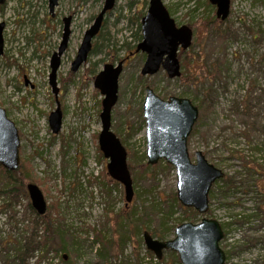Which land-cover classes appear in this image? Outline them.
Masks as SVG:
<instances>
[{"label": "rangeland", "instance_id": "1", "mask_svg": "<svg viewBox=\"0 0 264 264\" xmlns=\"http://www.w3.org/2000/svg\"><path fill=\"white\" fill-rule=\"evenodd\" d=\"M104 1L60 0L52 17L48 0H7L0 12V23H5L4 52L0 58V103L22 135L21 155L23 159L31 158L36 178L43 182L38 186L47 204L58 202L69 231L86 240L79 246L76 264L95 263L97 247L91 246L93 235L87 228L97 227L104 221L101 188L89 184V177H100L103 170L107 172L108 162L99 161L98 138L96 140L95 136L101 131L103 98L94 88L92 77L102 70L104 64L113 63V55L103 49L90 55L88 63L74 73L78 75L74 80L69 73L84 34ZM206 1L163 0L179 25H188L192 18L198 20L204 12L211 17L216 15V7L210 3L208 6ZM148 3L149 0L146 4L145 0H116L94 42L101 47L103 39L110 38L116 44L115 57L125 58L124 44L139 43L134 37L137 25H131L130 19L139 13L144 16ZM191 11L195 12L190 14ZM65 17H72V35L57 74L63 122L60 133L55 135L49 125V116L57 107L50 85V60L62 40ZM192 28L195 42V38L201 39L203 28L200 24ZM217 29L210 31V73L218 59L222 62L220 77L210 76L203 87L212 90L213 108L210 115L194 127L196 131L189 137L188 148L192 161L196 159L195 153L201 151L225 176L236 178L237 185L232 190L226 188L224 179L214 184L210 192L211 214L207 215L224 227L225 237L221 245L227 255L226 264H264V242L261 240L264 236V0H231L230 16L224 22L219 20ZM225 29L232 31L231 36L223 45L217 46L219 35ZM199 50L197 48L195 52ZM191 54L186 57L188 64ZM143 63L141 65L136 57L124 68L119 99L112 112V129L119 123L138 120L147 86L164 100L181 97L188 89L179 80L167 78L164 71L139 80ZM93 65H96L95 74L84 77L85 71ZM189 89L185 98L198 106L199 101L193 99L195 89ZM117 135L124 137L120 131ZM63 140L65 146H62ZM129 145L140 163L146 164L145 131L131 139ZM143 155L146 160H142ZM158 180L164 199L172 189L176 191L175 170L164 169ZM121 189L123 196L114 191L111 197L110 208L115 213L126 204L124 188ZM143 199L147 205L154 201L149 194L143 195ZM26 203L23 201L15 208L13 217L10 212L0 213V264H19L14 257L6 256L9 249L6 242L19 241L30 227L33 215L26 210ZM240 213L258 217L243 226L231 224V217ZM182 217V212L177 210L174 219ZM176 220L170 222V226H176ZM173 237L174 234L169 239ZM137 253L141 264H176L171 256H167L164 263L146 256L144 241L142 245L129 244L123 257L113 258L111 253L101 264H138ZM60 256L67 259L65 252H60ZM60 258L50 253L41 264H63ZM28 264H35V259Z\"/></svg>", "mask_w": 264, "mask_h": 264}, {"label": "water", "instance_id": "2", "mask_svg": "<svg viewBox=\"0 0 264 264\" xmlns=\"http://www.w3.org/2000/svg\"><path fill=\"white\" fill-rule=\"evenodd\" d=\"M7 0H0V6ZM52 15L59 5V0H48ZM216 6V16L225 21L230 15L231 0H209ZM116 0H105L104 6L93 24L85 32L82 43L72 63V72L88 62L93 49V41L99 35L105 17L115 7ZM62 41L50 60V85L56 97L57 107L49 116L52 133L58 135L62 129L63 112L58 101L59 87L57 74L62 57L69 46L72 35V17L64 18ZM5 23H0V58L4 52L3 32ZM142 41L136 52L146 55L141 75L151 77L161 70L173 80L181 76L180 51L190 49L193 42V30L187 25L178 26L163 0H150L146 15L141 20ZM125 61L118 64L107 63L94 79V88L102 95L100 113L101 131L98 145L107 162L108 176L120 183L125 192L127 205L134 198L133 179L128 166V152L120 138L112 130V111L119 98L120 77ZM143 116L146 122V155L149 165H156L164 160L176 171V193L179 202L185 208H192L204 215L198 223L180 224L170 240L155 239L149 232L144 233V243L158 259L165 251H172L179 256L182 264H225L226 254L220 243L224 231L218 220L208 218L209 193L213 185L224 178L222 170L211 164L201 151L195 154V161L190 157L188 139L199 118V109L188 98L159 97L147 86L143 103ZM21 138L16 124L9 118L6 109L0 105V165L9 172L17 171L21 164ZM30 202L39 215L47 213L44 193L36 184L27 185Z\"/></svg>", "mask_w": 264, "mask_h": 264}, {"label": "trees", "instance_id": "3", "mask_svg": "<svg viewBox=\"0 0 264 264\" xmlns=\"http://www.w3.org/2000/svg\"><path fill=\"white\" fill-rule=\"evenodd\" d=\"M146 2L147 0H145V4ZM206 3L210 6L208 1H206ZM3 7L4 6H0V12L3 10ZM168 10L170 11L169 8ZM195 11H191L190 14ZM142 17L143 15L139 13L130 19L131 25H137V33L134 35L137 42L142 40ZM197 24L202 25V37L201 39L195 38V42L193 41L190 50L181 53L180 58L184 72L182 69V75L177 79L183 86L188 88L187 90H184L185 92L181 97H185L186 92L190 90L189 88L195 89L193 99L194 101H199L197 107L200 111V116L195 127L197 125L199 126L212 112L214 103L212 90H210V88L204 89L203 87L204 83L210 80V76H217V78L220 77L219 65L222 64V62L216 59L213 64L212 72L210 73V31L218 30L217 18L215 15L211 17L204 12L198 20L197 18H192V20L188 21V26L191 28ZM231 32L230 29L223 30L217 40V46L223 45L225 39L231 36ZM101 38L102 35L99 39ZM100 44L101 47L98 42H94L90 55L97 54L99 51L105 49L107 54L113 55L111 59V62L113 63L126 59L129 56H131L129 61L139 57L141 65L145 60L144 54L136 53L137 44H124L126 56L121 60L115 57L117 53L116 44L112 42L110 38L105 37ZM197 48L200 49L199 52H195ZM188 54L192 55L189 64L186 62ZM95 67L96 65H93L90 69H87L84 77H87L90 74H95ZM69 74L71 75L72 80L78 76L72 72ZM94 78L95 76L92 77V80H94ZM138 78L139 80H143L141 74ZM200 87L203 88L202 91L197 90V88ZM113 129L116 135L120 131L124 136L123 138H119L128 151V166L133 179L135 195L131 204H125L121 210L115 213L113 212V209L110 208L111 197L114 191H119L123 196V191L121 189L122 186L111 178L109 179L105 170L101 172L100 177H89V184L91 186L94 184L100 186L103 195V203L105 204L103 223L99 224L97 227L88 226L87 228V230L93 235L91 246L97 247L94 264H101L107 261V256H110L111 253H113L111 255L113 258H118L120 256L123 257L129 244H133L134 246L143 244V235L145 232H149L152 237L164 241L168 240L170 236H173L177 225L179 226L188 221H195L199 217L202 218V216L194 209L182 207L174 189H172L170 194L165 197L166 199L162 197L161 192L159 191L158 176L164 171V169L174 171V168L171 165L167 164L165 161H160L154 166H151L148 163L142 165L136 153L131 150L129 141L145 129V119L143 117L142 106L139 107L137 121H125V123H119V125L116 128L113 127ZM195 131L196 129L193 130L194 133ZM20 136L22 137V135ZM52 138L55 139L53 136ZM95 138L97 140L98 135H96ZM62 146H65L64 140ZM97 150L99 161H105L99 147ZM141 158H143L142 160H146L144 155ZM30 160L31 158L29 160L23 159V156L21 155L20 168L14 172H9L0 165V213L10 212V217H13L15 216V208L22 204L23 201H27L25 208L33 215V220L30 221L31 225L25 231L24 237L19 241L8 240L6 242V244L9 245L6 256L14 257L19 261V264H28L30 260L34 259L35 264H41L48 259L50 253H53L55 257H61L60 259L63 264H76L77 258L79 257V246H81L83 242H86V240L79 236L78 233L69 231L58 202L48 205V210L45 215H39L33 209L29 201L27 185L29 183L43 185V182L36 178ZM164 163L167 165L164 166ZM235 179L236 178L225 176L224 183L226 188L230 190L236 188L237 183L235 182ZM148 194L154 198V201L150 203V205H147V202L145 201L146 199L142 200V196ZM211 198L210 194L209 201H211ZM177 210L181 211L183 214V217L179 218V220L174 219ZM209 213L211 214V212ZM257 217V215L245 216L241 213L236 214L231 217V224L243 226L249 223L251 219H256ZM174 220L177 221L176 226H170V222ZM261 240L264 242V236ZM60 252L67 253V259H65L64 256H60ZM135 255L138 264H141L138 259L139 253ZM164 255H166V257L162 258L163 260L158 261V263H164L167 256H171L176 264H181L176 253L166 251L164 252ZM146 256L152 259L155 258L154 254L147 249Z\"/></svg>", "mask_w": 264, "mask_h": 264}, {"label": "flooded vegetation", "instance_id": "4", "mask_svg": "<svg viewBox=\"0 0 264 264\" xmlns=\"http://www.w3.org/2000/svg\"><path fill=\"white\" fill-rule=\"evenodd\" d=\"M217 10V9H216ZM55 15H53L52 17H54ZM215 17L217 18V16L215 15ZM217 20L219 21V19L217 18ZM63 21H64V18H63ZM221 21V20H220ZM63 27H64V22H63ZM58 49V48H57ZM55 52V51H54ZM53 52V53H54ZM53 53L51 54V57L53 55ZM129 58H131V56L127 57L126 59H124L125 63H124V66H126V64L129 62ZM123 61V60H122Z\"/></svg>", "mask_w": 264, "mask_h": 264}]
</instances>
